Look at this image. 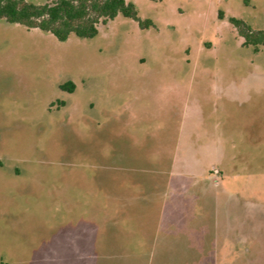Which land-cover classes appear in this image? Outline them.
Here are the masks:
<instances>
[{"label": "rangeland", "instance_id": "374dc122", "mask_svg": "<svg viewBox=\"0 0 264 264\" xmlns=\"http://www.w3.org/2000/svg\"><path fill=\"white\" fill-rule=\"evenodd\" d=\"M127 1L89 38L0 17V264H264V42L229 21L264 35V0ZM156 165L207 168L210 252L146 241Z\"/></svg>", "mask_w": 264, "mask_h": 264}, {"label": "trees", "instance_id": "16d2710c", "mask_svg": "<svg viewBox=\"0 0 264 264\" xmlns=\"http://www.w3.org/2000/svg\"><path fill=\"white\" fill-rule=\"evenodd\" d=\"M118 14L138 20L135 4L127 0H48L41 3L0 0L1 18L48 30L58 40L67 39L72 33L84 38L93 37L98 33L99 24H106ZM229 21L244 38V44L264 42L262 31L253 33L236 17H229ZM59 87L72 92L75 85L66 81Z\"/></svg>", "mask_w": 264, "mask_h": 264}, {"label": "crops", "instance_id": "0c3cea01", "mask_svg": "<svg viewBox=\"0 0 264 264\" xmlns=\"http://www.w3.org/2000/svg\"><path fill=\"white\" fill-rule=\"evenodd\" d=\"M183 165L187 167L186 164L183 163ZM206 169L205 167L203 168L205 178L193 176L192 180L186 181L182 178L179 180L172 178L169 174L173 172L170 170H167L166 175H164L165 170L159 167V165L155 166V170L151 171L149 182L150 187L152 186L153 188L150 199H156L159 202L162 201L163 206L167 210L166 214L161 212L162 217L161 219L159 217V221L156 219V222L154 221L155 224L153 222L151 226H145L143 228L146 241L148 240L152 243L153 241L157 242L163 235L177 233L182 234L190 242L189 244L191 246L198 249H201L204 245H208L210 252L211 249L215 248L213 243L216 241L214 242L210 239L212 229L216 228L215 224H212L211 221V214L215 212V205H213L214 195H211L208 190L206 181L209 179ZM177 198L181 201L192 200L194 206L197 209L199 208L202 213L186 214L183 210H179L180 205L172 201ZM196 208H193L194 212H196ZM206 234L208 235L206 236ZM209 252H204L202 257L208 256L210 254ZM200 262L201 260L198 263Z\"/></svg>", "mask_w": 264, "mask_h": 264}]
</instances>
